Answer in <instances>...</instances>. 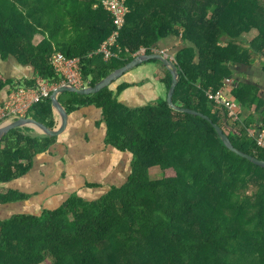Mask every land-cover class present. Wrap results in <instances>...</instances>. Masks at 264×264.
Listing matches in <instances>:
<instances>
[{
	"label": "trees",
	"instance_id": "obj_1",
	"mask_svg": "<svg viewBox=\"0 0 264 264\" xmlns=\"http://www.w3.org/2000/svg\"><path fill=\"white\" fill-rule=\"evenodd\" d=\"M125 1L129 12L112 47L117 56L105 60L98 51L117 27L103 0H0V61L15 59L36 75L19 80L0 69V96L8 87H34L37 78L59 84L52 64L58 53L80 58L83 81L94 87L140 49L154 54L175 36L186 47L175 56L173 103L211 121L175 111L168 95L155 106L129 109L117 99L125 86L117 93L111 86L92 95L63 93L59 101L68 114L83 106L102 109L106 142L131 155V174L93 199L77 193L57 209L0 220V264H264V168L229 150L214 127L234 147L264 161V149L249 135V129L264 127L252 115L261 113L264 100L256 85L233 80L236 67L258 59L264 72V0ZM253 30L258 34L248 41ZM36 35L43 36L39 44ZM164 68L169 92L172 74ZM229 78L239 104L236 121L206 96ZM247 111L250 117H244ZM28 117L54 129L51 98ZM55 141L22 128L6 135L0 189L27 174ZM154 169L164 176L152 179ZM25 197L0 190L2 205Z\"/></svg>",
	"mask_w": 264,
	"mask_h": 264
},
{
	"label": "crops",
	"instance_id": "obj_2",
	"mask_svg": "<svg viewBox=\"0 0 264 264\" xmlns=\"http://www.w3.org/2000/svg\"><path fill=\"white\" fill-rule=\"evenodd\" d=\"M185 47L182 40L175 36L159 44V50L165 52L171 60H175L177 53ZM261 64L262 61L258 59L252 65L236 67L233 80L256 85L264 100V72ZM17 65L21 69V75L16 77L17 79L36 78L31 67L18 63ZM165 79L163 64L145 62L115 81L111 89L117 93L119 87L125 86L117 95V99L119 103L134 110L149 105L155 106L161 99L166 98L168 90ZM13 90L11 87L6 88L0 96V103H3ZM250 115L251 111H247L244 117ZM252 115L257 123H264V108L260 114ZM54 117L57 128L61 118L55 110ZM22 132L32 137L47 136L42 131L29 127L22 128ZM107 138L108 125L104 121L101 108L95 105L83 106L70 113L65 131L56 137V141L47 151L34 158L32 169L1 187L3 193L11 189L26 197L14 203L0 204V220L19 214L17 212L20 210L40 214L45 209H57L77 193L93 199L101 192L109 190L112 183L124 184L131 174V155L108 145ZM84 191L93 193L84 195Z\"/></svg>",
	"mask_w": 264,
	"mask_h": 264
},
{
	"label": "built area",
	"instance_id": "obj_3",
	"mask_svg": "<svg viewBox=\"0 0 264 264\" xmlns=\"http://www.w3.org/2000/svg\"><path fill=\"white\" fill-rule=\"evenodd\" d=\"M102 4L112 15L114 25L117 27V31L103 43L98 51V53L103 54L105 60H110L112 57L117 56L112 52V47L117 43L120 35L119 30L123 27L129 10L125 0H103ZM140 51V54H146V49H141ZM166 57H168L167 54ZM52 64L57 75L61 78L60 83L54 84L44 78H38L34 87H16L8 98L3 103H0V126L19 118H27L30 110L36 104L51 98L53 92L60 87L73 86L78 89L88 87L82 78L80 58H68L62 53H58L52 59ZM233 84L234 81L229 78L223 88L218 90L210 89L206 92V96L216 105L225 108L229 112V116L236 121L239 120V104L230 93L231 85ZM249 135L254 137L258 145L264 149V127L249 129Z\"/></svg>",
	"mask_w": 264,
	"mask_h": 264
},
{
	"label": "water",
	"instance_id": "obj_4",
	"mask_svg": "<svg viewBox=\"0 0 264 264\" xmlns=\"http://www.w3.org/2000/svg\"><path fill=\"white\" fill-rule=\"evenodd\" d=\"M150 60L161 61L167 67V69L170 70V72L172 74V85H171V88L168 92V99H167L169 106L172 109H174L175 111L201 116L207 120H210V118L208 116H205L202 113H199L197 111L190 110V109H183V108L177 107L173 103V95H174L176 87L179 83V73H178V68H177L175 62L173 60H171L170 58L163 56V55H160V54H151V55L145 54V55H141V56L134 58L133 61H131L130 63H128L124 67L117 69L116 71H114L113 73L108 75L105 79H103L101 82H99L94 87H86L83 89H78V88H75L73 86H63V87L59 88L58 90H56L55 92H53V94L51 96L52 105H53L54 110L59 114V116L61 118L60 124L57 128L50 129L47 126H45L44 124L36 121L35 119H33L31 117L19 118L15 121L7 122L6 124H3L0 126V142L12 130L18 129V128H25V127L40 130L45 135L50 136V137H57V136L61 135L65 131V129L67 128L68 120H69V114L67 113L65 107L59 101V97L63 93L73 92V93H77L80 95L97 94L101 90L111 86L115 81L120 79L127 72L131 71L132 69L136 68L137 66H139L145 62H148ZM214 127L229 150L236 153L240 157L245 158V159L249 160L250 162L264 168V161L259 160L258 158L253 157L251 155H248V154L240 151L236 147H234V145L232 144V142L230 141L228 136L224 133L223 129L216 124H214Z\"/></svg>",
	"mask_w": 264,
	"mask_h": 264
},
{
	"label": "rangeland",
	"instance_id": "obj_5",
	"mask_svg": "<svg viewBox=\"0 0 264 264\" xmlns=\"http://www.w3.org/2000/svg\"><path fill=\"white\" fill-rule=\"evenodd\" d=\"M105 9V8H104ZM211 15L208 16V18ZM258 34L257 30H253L250 33L246 34L245 37L248 41H250L251 39H253L256 35ZM43 39V36L41 35H36L34 38V43L35 44H39V42ZM181 39V38H180ZM247 46L246 44H244V47ZM144 49V48H142ZM141 50V49H140ZM139 50V52L141 53V51ZM137 54L136 57L141 56V55H145V54ZM154 54H160L163 56H166V53L161 52L160 50H155ZM135 57V58H136ZM14 60V59H13ZM12 58L7 60L6 62L0 61V69L2 70L3 73L6 74V76H12L14 79H17L16 77H19V75H21L20 72V68L17 65V63L15 61H13ZM175 62V60H173ZM163 64V63H161ZM164 65V64H163ZM165 66V65H164ZM167 68V67H166ZM38 79V78H37ZM61 88V87H60ZM229 91V90H228ZM55 92V91H54ZM230 93H231V89H230ZM232 96V95H231ZM15 121V120H13ZM11 122V121H9ZM164 176L163 172L160 171L159 169H154L151 173V177L154 180H158L161 179ZM128 179V178H127ZM112 186H116L118 184H111ZM94 191V190H93ZM93 191H84V195H87L88 193H93ZM4 192V191H3ZM19 214H30V212H22V210H20L19 212H17Z\"/></svg>",
	"mask_w": 264,
	"mask_h": 264
}]
</instances>
